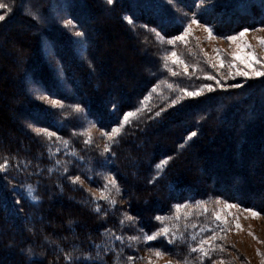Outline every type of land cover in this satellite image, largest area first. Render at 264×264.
<instances>
[{
    "label": "trees",
    "instance_id": "obj_1",
    "mask_svg": "<svg viewBox=\"0 0 264 264\" xmlns=\"http://www.w3.org/2000/svg\"><path fill=\"white\" fill-rule=\"evenodd\" d=\"M172 1L180 8L195 2ZM5 2L10 11L0 20V164L7 162L0 171V264H141L156 252L165 264H183L186 257L191 264L226 259L219 223L208 209L219 201L264 214V76L221 90L206 80L211 70L200 57L180 54L194 63L191 74L168 64L153 32L167 36L178 27L172 8L153 1ZM209 10V17L221 14L226 32L264 25V0H215ZM61 18L81 31L80 51ZM109 36H118L120 47L100 48ZM32 85L61 100L71 116L37 103ZM74 105L102 130V145L85 143L76 132ZM127 113L135 115L118 127ZM29 124L53 135H38ZM116 127L119 133L111 136ZM162 161L167 164L158 169ZM100 173L116 181L115 204L97 202L82 185L102 182ZM197 205L208 209L193 211ZM158 216L172 219L161 223ZM164 226L171 229L168 236L138 247L132 242ZM200 226L212 228L217 239L204 232L191 240ZM173 234L177 239L170 243ZM200 238L208 241V257L190 252Z\"/></svg>",
    "mask_w": 264,
    "mask_h": 264
},
{
    "label": "rangeland",
    "instance_id": "obj_2",
    "mask_svg": "<svg viewBox=\"0 0 264 264\" xmlns=\"http://www.w3.org/2000/svg\"><path fill=\"white\" fill-rule=\"evenodd\" d=\"M149 1H153L160 7L170 6L172 10L176 12L171 11L173 22L178 27L175 33L164 36L159 32H153L156 40L163 44L165 48L163 50V58L168 64L174 65L176 69H179L184 74H191L194 63H190L191 65L188 64L180 54H182L183 51L185 56L192 57L193 60H195V57H200L211 70V73H208L205 77H213L212 79L206 80H209L212 82L213 86L221 90L239 88L244 85L245 81L248 79L262 77L256 76L255 72H264V44L261 43V41H264V25L255 23V25L251 27L243 26L234 32H226L222 29V25H220V13H218V15L214 13L209 17L211 13L209 8L213 6L215 0H195L192 6L183 8L177 7L172 0ZM58 8H60V6H56L55 10L57 11ZM208 17L209 19L206 23L204 20ZM125 19L128 23L129 20L133 23V17L130 14H126ZM193 20H196V23H192ZM68 21L69 20L65 18H61L59 24L73 39L76 51H80L84 46L82 33L74 22L71 21V24L68 25ZM206 29L210 30L211 35H209V31H206ZM7 30L8 28L6 30L4 28L2 32L5 33ZM77 33H80V35H77ZM241 33H244V35L241 36ZM109 37L110 38L106 39L100 45V48H108L111 46L120 47L122 41L118 36ZM177 37H183V39H177ZM231 37H235V39H229ZM168 41H173V43H168ZM47 51L48 49H46V53ZM173 53L176 54V63H173ZM115 55L120 59L124 55V52L119 48L116 49ZM249 56L255 58L251 66L247 63V58ZM241 57L243 59H241ZM56 70H58V68H56ZM244 72H247L248 75L245 76L240 74ZM58 80H62L60 74H58ZM30 92L37 103L46 108L60 111L59 114L66 119L71 116L70 114H66L67 106L64 105L61 100L50 97L40 87L32 85L30 87ZM52 101H56L57 104L54 105ZM72 108L73 111H75L74 117L78 120L76 132L84 136L86 140L91 137V139L102 145L101 143L104 138L102 130L96 127L94 122L87 117L85 112L78 105H74ZM18 116L19 114H15L17 119H19ZM124 117L120 119L118 127L125 123ZM28 127L36 134L37 132L35 129H44L35 124H29ZM46 132L51 133L48 130H46ZM45 136L48 137V135ZM98 178L102 182L97 183L95 180L92 184L82 182V185L90 192L97 202L103 201L105 203H110V200L115 199L117 191L108 184L110 177L105 173H100ZM106 184L108 188L105 191V195L108 196V199H101V190L105 189ZM25 194L32 201H35L30 188H26ZM226 205L229 207H226ZM203 208L204 207L196 206L192 208V210L197 212ZM208 211L212 218L219 223L216 233L220 236L223 242L222 244L225 245L224 253H226L223 257L226 255V259L219 261V264H229L230 260L238 261L240 264H264V214L258 213L253 209L224 202H216ZM252 212H256L258 215L253 217ZM189 213L190 211L188 210L186 214ZM216 215L220 217L219 220L216 219ZM237 224L240 225L239 228L236 227ZM145 236L147 235L140 234L134 236L132 237V242L138 247L142 245V243L148 242L145 240ZM143 259L141 264H165L167 262L164 257L160 255L156 256L155 253L148 254L146 257L144 256Z\"/></svg>",
    "mask_w": 264,
    "mask_h": 264
},
{
    "label": "snow or ice",
    "instance_id": "obj_3",
    "mask_svg": "<svg viewBox=\"0 0 264 264\" xmlns=\"http://www.w3.org/2000/svg\"><path fill=\"white\" fill-rule=\"evenodd\" d=\"M108 3H112V0H108ZM0 10H5L4 11V14H0V20H4L5 19V16L7 15V12L10 11L9 5L5 2V0H0ZM129 23H132V21L129 20ZM192 23H196V20H193ZM67 24L70 25L71 24V21H68ZM206 31H209V35H211L210 30L206 29ZM77 35H80V33H77ZM157 35H159V34H157ZM240 35L243 36L244 33H241ZM177 39H183V37H177ZM229 39L234 40L235 37H231ZM168 43H173V41H168ZM261 43L264 44V41H261ZM175 55H176L175 53L172 54V56L174 57L173 63H176L177 62V60L175 59ZM241 59H243V58L241 57ZM254 59L255 58L252 57V56H249L247 58V63H248L249 66H251V63L253 62ZM256 62H259V61H256ZM240 74L241 75H245V76L248 75L247 72L240 73ZM173 75H178V73H173ZM255 75L256 76H264V72H255ZM205 78L206 79H212L213 77L207 76ZM169 87H171V86L169 85ZM208 87H209V90H211L210 89V86H208ZM155 90L156 89L154 88L153 91H155ZM182 91L184 92L185 95H189V96H194V95H199L200 94L199 91H197V92H187L186 90H182ZM175 102L176 101H173V103H175ZM52 103L54 105L57 104L56 101H52ZM134 115H135V113H127L125 115V117H124V122L125 123L128 122L129 118L132 117V116H134ZM35 131L37 132L38 135H40V134H45V135H48V136L53 135V133H48L44 129H35ZM119 131H120V128H114L112 130L111 136L116 135L117 133H119ZM193 135H195V133H193ZM111 136L109 138H111ZM90 142H91V137H89V139L85 140V143H90ZM65 143H67V142H65ZM107 150H108V148H107V146H105V151H107ZM166 164H167V161H162L161 164H158L157 165V168L158 169H162L163 166L166 165ZM6 167H7V162H5L4 164H0V171L5 170ZM78 180H79V177H77L73 182L75 183ZM108 184H110L112 186V188L116 189V191L119 192V188L116 185V181L114 179L109 178ZM107 188H108V185L106 184L105 185V189L101 190V197H100L101 199H108V196L105 195V191L107 190ZM109 202L112 203V204H115V200H110ZM217 203H219V201H217ZM197 207H201V205H197ZM226 207H229V206L226 205ZM97 211H100L99 207H97ZM177 211H179V207L177 208ZM204 211L206 212L207 209L204 208ZM189 215H191V213H189ZM257 215H258V213L252 212V216L253 217H256ZM179 218H180L179 216H176L175 217V219H177V220H179ZM126 219L127 220H131L132 218L131 217H127ZM156 219L158 221H160L161 223H164L165 221L172 219V217H160V216H158V217H156ZM216 219L219 220L220 217L218 215H216ZM121 223L123 224L124 222L122 221ZM191 226L193 228L197 227L196 224H192ZM236 227L239 228L240 225L237 224ZM170 231H171V229L168 226H164L161 229H159L156 233H154L152 235L145 236V240L146 241H152V240L157 239L158 236H168L169 233H170ZM204 232H213V235L210 237V239L211 240L217 239V236L215 235L214 230L212 228L207 227V226H200L199 231L196 232V233L191 234L190 239L193 240V241H196L198 239V237H200L201 233H204ZM179 238L181 240L184 239L183 235H181ZM115 239L116 240H122V237L116 236ZM133 239H135V238H133ZM176 239H177V236L175 234H173L172 235V238H171V240L169 242L170 243L171 242H174ZM206 243H208V241H205L203 238H200L199 239V242H198V246H196V247H191L190 246V252H199L200 255H201V257H208V256H210V252L204 248V245ZM209 247L212 250H215V246L214 245H209ZM155 255L156 256H159L161 254L159 252H156ZM129 259H131V258H129ZM183 264H191V261L186 257L185 260H184V262H183ZM201 264H203V261H201Z\"/></svg>",
    "mask_w": 264,
    "mask_h": 264
}]
</instances>
